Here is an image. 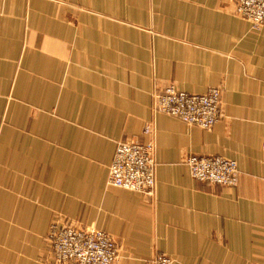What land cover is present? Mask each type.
Listing matches in <instances>:
<instances>
[{
    "label": "crops",
    "instance_id": "obj_1",
    "mask_svg": "<svg viewBox=\"0 0 264 264\" xmlns=\"http://www.w3.org/2000/svg\"><path fill=\"white\" fill-rule=\"evenodd\" d=\"M234 6L0 0V264H59L56 215L111 233L116 264H264V26ZM170 84L221 87L223 117L205 130L154 112ZM147 123L154 197L108 183L117 142ZM190 154L234 159L237 184L195 180Z\"/></svg>",
    "mask_w": 264,
    "mask_h": 264
},
{
    "label": "built area",
    "instance_id": "obj_2",
    "mask_svg": "<svg viewBox=\"0 0 264 264\" xmlns=\"http://www.w3.org/2000/svg\"><path fill=\"white\" fill-rule=\"evenodd\" d=\"M235 14L255 29L264 26V0H235ZM222 90L211 87L204 93L185 92L170 84L153 96V110L181 121L210 130L223 117ZM143 134L117 142L109 166L108 183L112 186L154 197L156 192V140L153 123L145 124ZM192 177L202 183L233 187L238 181V165L234 159L219 155L190 154L185 160ZM54 222L48 238L58 261L72 264H112L117 246L107 233H90ZM157 264H171L172 258L159 254ZM160 256H165L161 258Z\"/></svg>",
    "mask_w": 264,
    "mask_h": 264
},
{
    "label": "rangeland",
    "instance_id": "obj_3",
    "mask_svg": "<svg viewBox=\"0 0 264 264\" xmlns=\"http://www.w3.org/2000/svg\"><path fill=\"white\" fill-rule=\"evenodd\" d=\"M233 10H235V6H234V8H233ZM235 13V12H234ZM175 85V84H174ZM169 86V85H168ZM176 86V85H175ZM167 87V86H166ZM177 87V86H176ZM216 87H219V86H216ZM221 90H222V88L221 87H219ZM165 89V88H164ZM153 96H154V94H153ZM11 98H12V96L11 95H8L7 96V103L9 104V102H10V100H11ZM221 106H222V108H223V106H224V103H223V90H222V99H221ZM154 111V110H153ZM2 119H3V123H2V125L4 124V121H5V119H4V116L2 117ZM2 127V126H1ZM1 127H0V130H1ZM54 222H59L58 224H60V225H65V226H70V227H74V228H79L80 230H83V231H86V232H91L92 230H100V231H103V232H105V233H107L108 235H110L109 237L112 239V241L116 244V246H117V251H118V253H117V257H116V259H114V261L112 262V264H116L117 262H118V258H119V253H120V250H121V248H120V246L118 245V241H117V239L111 234V233H109V232H107L106 230H103V229H100V228H97V227H95V226H92V225H88V224H85V223H78V222H76V221H69V219H65V218H63L62 216H55L54 218H53V220L51 221V224H50V227L52 226V224L54 223ZM50 227H49V230H50ZM48 234H49V231H48ZM48 234H47V236H46V242H47V244H48V246L51 248V250H52V253H53V258H54V260H55V262L56 263H59V264H68V263H63V262H60V261H58V259L56 258V255H55V253H54V250H53V248L50 246V241H49V238H48ZM162 254H164V253H162ZM165 255H167V254H165ZM168 257H170V258H172L171 256H169V255H167ZM158 256H156L155 258H154V260L157 258ZM161 258H165V256H160ZM153 260V264H157V262H155ZM172 260V263L171 264H173V262H174V259L172 258L171 259Z\"/></svg>",
    "mask_w": 264,
    "mask_h": 264
}]
</instances>
